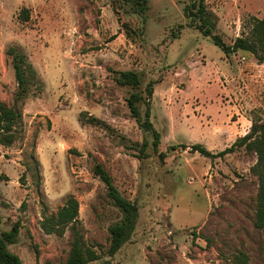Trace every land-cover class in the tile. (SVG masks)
<instances>
[{
  "label": "rangeland",
  "instance_id": "374dc122",
  "mask_svg": "<svg viewBox=\"0 0 264 264\" xmlns=\"http://www.w3.org/2000/svg\"><path fill=\"white\" fill-rule=\"evenodd\" d=\"M188 3L148 0L141 16L127 0H0V101L13 106L17 91L8 47L36 71L17 105L16 137L0 144V232L20 222L8 249L22 264L65 260L70 227L46 233L41 220L70 195L79 204L76 228L98 253L87 264H236L239 252L264 264L255 152L207 157L191 149L216 154L250 130V118L264 120V67L244 50L226 56L185 15ZM205 3L227 44L264 14V0ZM125 69L138 72V88L116 83ZM149 81L157 151L126 104L133 91L145 97ZM138 107L143 119L145 105ZM95 164L138 206L134 231L113 255L108 226L122 212Z\"/></svg>",
  "mask_w": 264,
  "mask_h": 264
},
{
  "label": "trees",
  "instance_id": "16d2710c",
  "mask_svg": "<svg viewBox=\"0 0 264 264\" xmlns=\"http://www.w3.org/2000/svg\"><path fill=\"white\" fill-rule=\"evenodd\" d=\"M131 3L133 11L138 15L144 16L148 9V0H127ZM184 12L191 22L203 36H209L212 42L218 46L226 56L244 50L251 53L258 63H264V14L261 18L253 17L248 32H242L236 36L230 44L223 41L222 37L216 33V21L211 11L206 7L205 0H189L184 6ZM20 15L23 20H27L29 15L26 8H21ZM6 55L11 56V63L14 70V76L17 82V91L14 94L13 106H7L0 101V144L8 146L15 139L16 127L21 119V108L17 105L23 104L27 96L28 84L30 78L35 77L36 71L32 64L27 61L24 54L18 53L14 47L10 46L6 50ZM114 80L119 85H128L131 88H138L141 79L137 71L133 69L119 70L114 76ZM145 97L138 91L131 92L126 97V104L131 116L138 123L139 127L149 130L152 133V147L157 151L160 141L159 132L153 127L150 121L151 96L153 94V81L145 85ZM145 105L143 119L140 116L138 103ZM89 123L101 124L102 121L96 117H85ZM251 119L250 130L244 135L237 137L234 142L224 149L213 154L201 144H193L191 149L207 156H224L234 152L239 147H244L248 151L256 154V162L251 167V171L257 177V192L255 196L254 223L264 235V120ZM147 146L143 141L141 151ZM162 156V154H160ZM93 172L106 185L107 195L113 204L122 212L120 220L108 226L109 246L107 253L115 254L120 247L128 240L135 229L138 217V206L120 194L113 184L110 174L100 165L95 164ZM79 204L74 196H68L65 202L57 208L54 213L44 214L41 220V227L46 233L61 234L68 226L71 229L70 249L64 261L54 263L46 261L44 264H87L98 258V253L94 247L88 245L79 229L76 228ZM20 228V222L16 221L9 230L0 232V264H22L19 256L8 249V245L15 243ZM38 255V250L35 249ZM236 264H248L245 253L235 254Z\"/></svg>",
  "mask_w": 264,
  "mask_h": 264
},
{
  "label": "crops",
  "instance_id": "0c3cea01",
  "mask_svg": "<svg viewBox=\"0 0 264 264\" xmlns=\"http://www.w3.org/2000/svg\"><path fill=\"white\" fill-rule=\"evenodd\" d=\"M239 52V50L237 51V52H235L234 54H236V53H238ZM250 61H253L254 62V58H253V56H250V58H248ZM255 63H256V65H258V66H262V67H264V63H258L256 60H255ZM239 66V65H238Z\"/></svg>",
  "mask_w": 264,
  "mask_h": 264
}]
</instances>
